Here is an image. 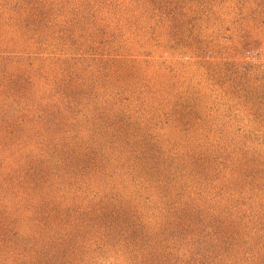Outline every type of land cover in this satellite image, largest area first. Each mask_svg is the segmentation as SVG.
I'll use <instances>...</instances> for the list:
<instances>
[{
    "label": "rangeland",
    "instance_id": "rangeland-1",
    "mask_svg": "<svg viewBox=\"0 0 264 264\" xmlns=\"http://www.w3.org/2000/svg\"><path fill=\"white\" fill-rule=\"evenodd\" d=\"M0 264H264V0H0Z\"/></svg>",
    "mask_w": 264,
    "mask_h": 264
}]
</instances>
